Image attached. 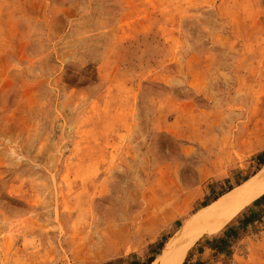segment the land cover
Returning <instances> with one entry per match:
<instances>
[{
  "label": "rangeland",
  "instance_id": "rangeland-1",
  "mask_svg": "<svg viewBox=\"0 0 264 264\" xmlns=\"http://www.w3.org/2000/svg\"><path fill=\"white\" fill-rule=\"evenodd\" d=\"M263 154L264 0H0V264H146ZM258 200L183 264H264Z\"/></svg>",
  "mask_w": 264,
  "mask_h": 264
},
{
  "label": "bare ground",
  "instance_id": "bare-ground-1",
  "mask_svg": "<svg viewBox=\"0 0 264 264\" xmlns=\"http://www.w3.org/2000/svg\"><path fill=\"white\" fill-rule=\"evenodd\" d=\"M264 196V168L245 182L184 223L152 264H183L198 238L206 233H220L253 202Z\"/></svg>",
  "mask_w": 264,
  "mask_h": 264
},
{
  "label": "trees",
  "instance_id": "trees-1",
  "mask_svg": "<svg viewBox=\"0 0 264 264\" xmlns=\"http://www.w3.org/2000/svg\"><path fill=\"white\" fill-rule=\"evenodd\" d=\"M262 162V164H264V154L259 156V158ZM257 203H260L263 207H264V196H262V198L260 200L257 201ZM208 206V205H207ZM206 207V206H205ZM256 217L255 216H250L248 217L244 223H243V228L245 229L247 226L253 224L256 221ZM238 239V232L235 230L233 231L228 238H218V239H214L212 241H210L208 243V246L211 250L216 251L218 253H225L227 251H229L230 247H231V241L232 240H236ZM165 243L160 245V249L159 251L164 247ZM158 254V253H157ZM156 254V255H157ZM155 260V257L151 258L148 263L146 264H152L153 261ZM132 264H139L138 262H133ZM202 264V263H200Z\"/></svg>",
  "mask_w": 264,
  "mask_h": 264
}]
</instances>
